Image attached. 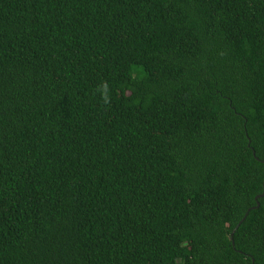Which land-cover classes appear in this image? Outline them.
Here are the masks:
<instances>
[{
  "label": "trees",
  "instance_id": "1",
  "mask_svg": "<svg viewBox=\"0 0 264 264\" xmlns=\"http://www.w3.org/2000/svg\"><path fill=\"white\" fill-rule=\"evenodd\" d=\"M263 181L264 0H0V264H264Z\"/></svg>",
  "mask_w": 264,
  "mask_h": 264
},
{
  "label": "clouds",
  "instance_id": "2",
  "mask_svg": "<svg viewBox=\"0 0 264 264\" xmlns=\"http://www.w3.org/2000/svg\"><path fill=\"white\" fill-rule=\"evenodd\" d=\"M106 88H107V86H105V92H106ZM102 95H103L104 101L107 103L109 101L108 96L106 94H103V93H102Z\"/></svg>",
  "mask_w": 264,
  "mask_h": 264
},
{
  "label": "water",
  "instance_id": "3",
  "mask_svg": "<svg viewBox=\"0 0 264 264\" xmlns=\"http://www.w3.org/2000/svg\"><path fill=\"white\" fill-rule=\"evenodd\" d=\"M263 194H264V181H263V191H262V193L259 194V195H257L255 198H257L258 196H261V195H263ZM256 206H258V204H257Z\"/></svg>",
  "mask_w": 264,
  "mask_h": 264
}]
</instances>
